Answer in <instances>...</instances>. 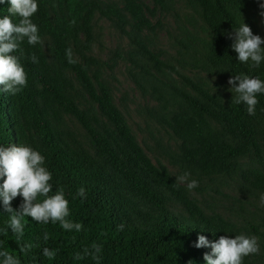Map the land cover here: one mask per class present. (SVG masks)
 I'll list each match as a JSON object with an SVG mask.
<instances>
[{
	"label": "trees",
	"instance_id": "1",
	"mask_svg": "<svg viewBox=\"0 0 264 264\" xmlns=\"http://www.w3.org/2000/svg\"><path fill=\"white\" fill-rule=\"evenodd\" d=\"M171 1L150 0L149 7L141 0H121V5L102 0H37L38 11L31 19L42 43L29 45L25 38L13 53L27 73V85L16 95L0 92V147L24 144L38 150L52 173L53 193L62 188L69 200L68 219L83 227L66 231L58 222L42 224L24 217V234L17 237L0 202V248L16 255L22 264H206L203 256L211 249L194 247L199 235L213 242L220 236L256 233L255 227H239L216 213L205 214L162 166L153 165L112 103L106 85L90 71L96 65L89 48L91 22L97 13L127 38L135 54L155 72L162 68L174 72L159 60L160 51L147 48L143 37L158 23L152 24L151 18ZM255 1L185 0L209 32L202 71L226 81L236 75L264 80V61L259 67L239 62L228 38L241 25V14L256 7ZM9 7L7 2L0 4V18L8 15ZM19 19L13 17L14 23ZM68 48L74 63L66 58ZM32 55L38 63L32 62ZM118 60H122L120 51L108 50L106 67L111 70ZM130 62L142 70L137 61ZM181 80L194 95L169 87L178 101L164 121L178 141L176 162L205 177L238 174L264 193V169H243L238 162L253 154L261 164L264 94L257 95L255 115H249L245 104H222L189 79ZM74 81L104 122L79 110L76 103L82 94L74 89ZM157 99L165 101L160 95ZM63 116L82 126L87 148L64 129ZM80 187L85 198L76 195ZM22 202L17 197L11 207L19 210ZM176 205L182 212L172 210ZM260 224L264 228V216ZM27 244L31 249L21 252ZM93 244L100 246L98 254ZM45 248L55 251L53 259L43 255ZM77 253L81 259L75 258ZM243 264H252L251 255Z\"/></svg>",
	"mask_w": 264,
	"mask_h": 264
},
{
	"label": "rangeland",
	"instance_id": "2",
	"mask_svg": "<svg viewBox=\"0 0 264 264\" xmlns=\"http://www.w3.org/2000/svg\"><path fill=\"white\" fill-rule=\"evenodd\" d=\"M102 1L121 5V0ZM141 1L151 6L150 0ZM255 2L256 7L241 14L240 24L245 22L251 27L254 35L264 39V16L261 15L264 8L260 7L264 0ZM156 20L158 23L154 31L143 32L146 46L149 50L160 51L159 60L174 72L165 68H162L160 73L155 72L144 59L135 54L127 38L97 13L91 22L93 39L89 48V55L95 60L96 65L91 66L90 71L106 85L112 103L153 165L162 166L174 180L185 172L190 173V179L198 181V187L189 190L186 183L179 185L205 214L216 213L239 227L256 228V233H251L258 238L260 253L251 255L252 264H264V228L260 224L261 217L264 216L260 196L264 193L250 187L238 174L205 177L190 168L180 166L176 162L178 141L164 123L167 111L178 101L169 87L194 95L182 82L181 77L199 85L218 98L222 104L234 101L232 96L235 97L237 94L229 91L232 86L228 81L200 69L209 32L194 8L185 0H172L165 11L151 18L152 24ZM231 42L233 43V39ZM112 49L120 51L122 60H118L110 70L105 62L108 50ZM130 60L137 61L142 70L134 67ZM143 69L148 73H144ZM74 89L82 94V98L78 97L79 102L76 103L79 110L104 122L75 81ZM159 95L164 97L163 103L158 101ZM211 126L218 130L216 125L211 123ZM63 127L72 132L84 147H88L87 135L78 121L63 116ZM260 160L261 164H258L251 154L249 158H242L238 162L243 169L246 167L264 169V146L261 147ZM172 210L182 212L179 205L173 206Z\"/></svg>",
	"mask_w": 264,
	"mask_h": 264
},
{
	"label": "clouds",
	"instance_id": "3",
	"mask_svg": "<svg viewBox=\"0 0 264 264\" xmlns=\"http://www.w3.org/2000/svg\"><path fill=\"white\" fill-rule=\"evenodd\" d=\"M9 3L8 15L0 18V92L16 95L27 85V73L20 62V58L13 53L20 49V44L27 39L29 45L42 43L39 29L33 23L31 17L38 11L37 0H0V4ZM264 8V4L260 5ZM264 16V12H261ZM13 17H19V22L14 23ZM228 38L233 39L232 50L237 53V60L241 63L252 62L253 66L259 67L264 61V39L254 35L250 26L243 22ZM66 58L69 63H74L72 49H66ZM33 63H38L35 55L31 56ZM238 82V86H237ZM232 87L229 91L237 95L232 96L237 104H245L249 115H255L256 105L259 103L258 94H264V80L259 77L248 75L232 76L228 80ZM45 157L29 145L12 144L8 147H0V202L3 211L9 214L8 227L17 237L24 234V217H30L37 223H59L60 226L70 231L82 230L81 223H74L68 219L71 215L69 200L64 190L57 189L53 193L52 173L45 166ZM188 172L176 177L177 184L186 183L189 190L198 187V181L190 179ZM50 193H52L50 195ZM77 196L85 198V189L80 187ZM22 197L19 210L11 207L12 201ZM43 197L42 200L38 198ZM260 205L264 207V194L260 196ZM123 224L119 226L122 230ZM48 234H44L47 240ZM32 247L25 245L21 252H26ZM194 247L210 248V253H205L203 259L206 264H243L244 258L259 254L260 246L258 238L246 234L220 236L218 240L210 242L206 236L199 235ZM94 251L98 254L100 246L93 244ZM55 251L45 248L43 255L49 259L55 257ZM76 259H81L79 253ZM93 259L99 260L98 255ZM0 264H22L20 258L7 249L0 248ZM192 264V261H189Z\"/></svg>",
	"mask_w": 264,
	"mask_h": 264
}]
</instances>
